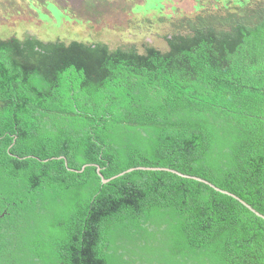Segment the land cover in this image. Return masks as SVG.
Returning a JSON list of instances; mask_svg holds the SVG:
<instances>
[{
  "label": "trees",
  "instance_id": "trees-1",
  "mask_svg": "<svg viewBox=\"0 0 264 264\" xmlns=\"http://www.w3.org/2000/svg\"><path fill=\"white\" fill-rule=\"evenodd\" d=\"M187 29L164 52L0 39V264H264V219L234 198L98 174L167 168L264 216V5Z\"/></svg>",
  "mask_w": 264,
  "mask_h": 264
},
{
  "label": "rangeland",
  "instance_id": "rangeland-1",
  "mask_svg": "<svg viewBox=\"0 0 264 264\" xmlns=\"http://www.w3.org/2000/svg\"><path fill=\"white\" fill-rule=\"evenodd\" d=\"M96 1L0 0V7L10 5L3 9L11 16L7 22L0 21V39L24 40L29 36L50 41L58 38L67 44L71 41L106 44L111 50L132 43L140 51L150 45L164 52L168 48L164 38L170 31L180 28L188 31L189 25L194 26L203 18L225 16L230 12L241 15L255 5H264V0H134L130 9L129 0H105L108 6L116 1L121 16L109 11L108 6H101L99 10L104 15L100 18V13L98 18L102 22L99 24ZM44 8L47 11H43ZM80 17L85 20L78 19Z\"/></svg>",
  "mask_w": 264,
  "mask_h": 264
},
{
  "label": "water",
  "instance_id": "water-1",
  "mask_svg": "<svg viewBox=\"0 0 264 264\" xmlns=\"http://www.w3.org/2000/svg\"><path fill=\"white\" fill-rule=\"evenodd\" d=\"M47 161V160H46ZM86 167V166H85ZM84 167V168H85ZM84 168L82 169V171H84ZM81 171V172H82ZM134 171H164V172H171V173H174L180 177H183V178H188V179H192V180H195V181H198V182H201V183H204L206 185H209L211 188H213L215 191L219 192V193H222L224 195H227V196H230L232 198H234L235 200H237L238 202H240L243 206H245L247 209H249L251 212H253L256 216L264 219V216L262 214H260L259 212H257L254 208H252L249 204H247L246 202H244L243 200H241L239 197H237L236 195L228 192V191H224L218 187H216L215 185L205 181L204 179H201V178H198V177H193V176H187V175H184V174H181L177 171H174V170H170V169H167V168H148V167H137V168H133V169H130L124 173H121L120 175H117L111 179H105L102 174L100 173V168H98V174H99V177L101 178L102 180V183L103 184H106L114 179H117L121 176H124L125 174L127 173H131V172H134Z\"/></svg>",
  "mask_w": 264,
  "mask_h": 264
}]
</instances>
